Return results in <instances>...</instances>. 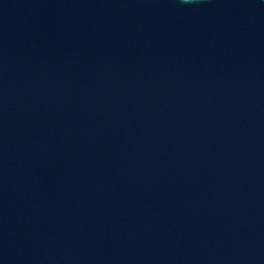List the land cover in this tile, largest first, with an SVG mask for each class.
I'll return each mask as SVG.
<instances>
[{
	"label": "water",
	"instance_id": "1",
	"mask_svg": "<svg viewBox=\"0 0 264 264\" xmlns=\"http://www.w3.org/2000/svg\"><path fill=\"white\" fill-rule=\"evenodd\" d=\"M0 264H264V0H0Z\"/></svg>",
	"mask_w": 264,
	"mask_h": 264
}]
</instances>
